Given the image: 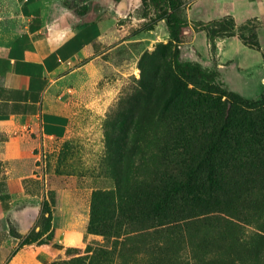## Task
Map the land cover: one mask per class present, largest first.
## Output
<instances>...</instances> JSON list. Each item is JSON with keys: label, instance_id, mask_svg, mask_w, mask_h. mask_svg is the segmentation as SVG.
I'll list each match as a JSON object with an SVG mask.
<instances>
[{"label": "trees", "instance_id": "trees-1", "mask_svg": "<svg viewBox=\"0 0 264 264\" xmlns=\"http://www.w3.org/2000/svg\"><path fill=\"white\" fill-rule=\"evenodd\" d=\"M84 1L69 4L78 16L93 5ZM141 3L164 22L170 41L143 55L134 92L107 116L99 173L113 180L91 193L88 233L112 237L114 248H96L90 263L130 264L133 254L134 264H222L209 262L212 222L238 227L264 218V93L244 98L215 68L182 60L189 29L183 0ZM194 25L206 32L213 54L217 40L231 37L261 51L253 20L237 27L228 16ZM30 215L37 226L21 232ZM51 219L48 203L21 204L7 216L10 236L20 247L37 242ZM251 254L257 262L261 246Z\"/></svg>", "mask_w": 264, "mask_h": 264}, {"label": "crops", "instance_id": "crops-1", "mask_svg": "<svg viewBox=\"0 0 264 264\" xmlns=\"http://www.w3.org/2000/svg\"><path fill=\"white\" fill-rule=\"evenodd\" d=\"M75 1L81 0H0V225L8 227L7 216L25 203H48L52 213L50 230L37 242L19 246L6 264H25L18 258L21 252L33 264H71L93 245V234L88 233L90 213L77 209L70 191L60 187L59 181L98 179L103 144L86 136L83 121L75 118L68 103L54 92L70 79L63 73L85 61L92 48L127 13L119 11L120 0H90L93 5L78 16L69 5ZM183 1V15L189 24L186 32L192 33L184 47L193 46L196 35L204 33L196 31L194 23L206 24L229 16L194 20L190 13L197 1ZM262 4L264 0H260L263 8ZM205 7L207 14L217 13L215 3L207 2ZM233 19L237 27L255 21L261 51L244 46L238 37L219 39L207 67L215 68L233 92L222 70L236 66L256 72L260 78L256 81L260 87L256 99L264 93L262 24L257 17ZM228 40L249 58L240 61L241 56L231 55ZM30 217L21 232L35 223L34 216Z\"/></svg>", "mask_w": 264, "mask_h": 264}, {"label": "rangeland", "instance_id": "rangeland-1", "mask_svg": "<svg viewBox=\"0 0 264 264\" xmlns=\"http://www.w3.org/2000/svg\"><path fill=\"white\" fill-rule=\"evenodd\" d=\"M195 1L197 3L190 13L194 20L210 21L214 18L225 17V15L236 17V21H246L257 17L262 24L260 37L264 44V7H261L260 0H255V2L253 0ZM207 2L216 4L217 13L210 15L205 12L207 9L205 3ZM262 5L264 6V4ZM152 11L144 9L141 0L130 1L126 17H120L117 26L112 28L104 39L92 48L85 61L70 67L63 73L65 76L69 75L70 79L64 83L61 89L54 92L56 97H60L68 103L73 116L83 121L87 131L86 136L94 141L102 142L104 151L107 150L105 139L107 116L114 108H117L122 98L134 92V86L141 77L139 68L141 58L146 53H153L159 45H167L170 41L164 22L156 23ZM194 29L197 31L199 28L194 25ZM185 36L186 40L190 39L192 33L186 32ZM233 42L231 40L227 42L231 55L241 56L240 61L249 58H245V54L239 52L241 47L234 48ZM235 42L241 44L239 41ZM211 55L212 50L205 32H199L196 35L193 46L186 45L182 48L183 61L199 63L208 70H210L208 67ZM233 68L222 70L223 76L230 83V88L235 93L238 92L245 97L254 99L260 89L257 83V79H260L259 75L254 71L246 72L243 68L237 69L236 66ZM99 169L100 165H98V171ZM103 174L95 181L77 178L61 180L63 188L70 191L74 205L84 214L90 212L91 193L112 185V175H108L106 171ZM249 221L248 224L242 226L239 224L238 227L229 220L227 222L220 220L212 222V229L208 232L212 242L209 262L220 259L222 264H264V218L261 220L249 218ZM29 226V231H31L37 225L33 223ZM254 236H259V238H253ZM92 237L94 239L92 248L77 256L76 264H91L90 258L98 247L108 250L114 248L112 237L108 239L95 233ZM251 238L254 239V242L251 241L250 245L249 239ZM151 243H154L152 238L147 246ZM257 245L261 246L263 256L255 262L256 259L251 254V248L253 246L255 248ZM19 246L20 242L10 236L9 228L1 224L0 264L9 262L16 255ZM18 258L25 264H33L23 252L18 255ZM136 259L137 256L131 254L128 262L134 264Z\"/></svg>", "mask_w": 264, "mask_h": 264}, {"label": "water", "instance_id": "water-1", "mask_svg": "<svg viewBox=\"0 0 264 264\" xmlns=\"http://www.w3.org/2000/svg\"><path fill=\"white\" fill-rule=\"evenodd\" d=\"M117 4H119L121 7L119 8V11L122 14H126L127 11L129 10V0H120L119 2H117Z\"/></svg>", "mask_w": 264, "mask_h": 264}]
</instances>
